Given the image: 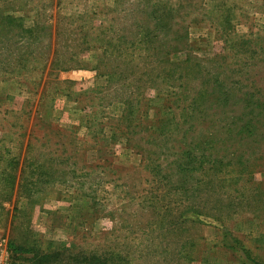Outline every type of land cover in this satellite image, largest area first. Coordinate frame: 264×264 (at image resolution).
Masks as SVG:
<instances>
[{"label":"rangeland","instance_id":"374dc122","mask_svg":"<svg viewBox=\"0 0 264 264\" xmlns=\"http://www.w3.org/2000/svg\"><path fill=\"white\" fill-rule=\"evenodd\" d=\"M0 242L264 264V0H0Z\"/></svg>","mask_w":264,"mask_h":264},{"label":"trees","instance_id":"16d2710c","mask_svg":"<svg viewBox=\"0 0 264 264\" xmlns=\"http://www.w3.org/2000/svg\"><path fill=\"white\" fill-rule=\"evenodd\" d=\"M26 251L27 250H22L21 248H19V252H26ZM56 255L57 254H54V256H56ZM59 256H61V255H57L55 258L58 259L57 257H59ZM53 261H55V260H53ZM82 261L84 262V260H82ZM85 262H86V264H97V262H100V259H98V255L90 254V257H88V259H86ZM102 264H109V263L103 261Z\"/></svg>","mask_w":264,"mask_h":264},{"label":"built area","instance_id":"2783aa9c","mask_svg":"<svg viewBox=\"0 0 264 264\" xmlns=\"http://www.w3.org/2000/svg\"><path fill=\"white\" fill-rule=\"evenodd\" d=\"M3 245L2 243L0 242V264H6V260L4 258V251H3Z\"/></svg>","mask_w":264,"mask_h":264}]
</instances>
